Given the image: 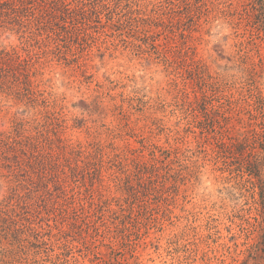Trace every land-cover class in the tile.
Wrapping results in <instances>:
<instances>
[{"label": "rangeland", "instance_id": "rangeland-1", "mask_svg": "<svg viewBox=\"0 0 264 264\" xmlns=\"http://www.w3.org/2000/svg\"><path fill=\"white\" fill-rule=\"evenodd\" d=\"M66 4L45 63L0 87V131L40 121L86 152L0 264H264V0ZM22 35L8 16L0 46ZM26 180L0 164V200Z\"/></svg>", "mask_w": 264, "mask_h": 264}, {"label": "trees", "instance_id": "trees-1", "mask_svg": "<svg viewBox=\"0 0 264 264\" xmlns=\"http://www.w3.org/2000/svg\"><path fill=\"white\" fill-rule=\"evenodd\" d=\"M42 1L45 0H0V28L7 27L9 16L23 34L21 45L10 49L0 46V87L8 85V77H15L14 81L18 82L24 77V82H29L30 64L45 63L43 58L49 53V49L43 40H39L38 30L45 27L46 23L51 25L52 20L46 22L45 17L56 19L59 16L57 10L62 11L58 8L66 7L67 0H52L54 7L39 13L36 11V5H41ZM63 27L66 29L67 26L64 24ZM8 63H11L9 71ZM45 126L46 124L40 121L34 126L30 124L29 127L23 122H17L12 130L0 131V164L9 168L15 176H27L23 192L20 187L14 188L10 197L0 200V236L5 239H8L9 232L19 231L21 224L39 235L38 229L33 225L31 212L41 197L38 196L41 188L50 192L51 182L61 185L60 175L64 172V167L69 166L71 170H75L73 160H77V157L86 152L81 144H67L61 138L57 143V140L48 134ZM249 133L254 135V138L263 135V132L257 129ZM249 140V136L241 139V145ZM137 166L139 170L143 166L147 168L140 162Z\"/></svg>", "mask_w": 264, "mask_h": 264}]
</instances>
